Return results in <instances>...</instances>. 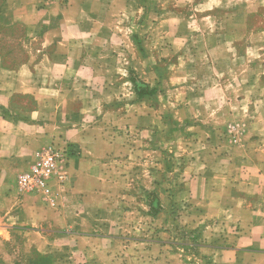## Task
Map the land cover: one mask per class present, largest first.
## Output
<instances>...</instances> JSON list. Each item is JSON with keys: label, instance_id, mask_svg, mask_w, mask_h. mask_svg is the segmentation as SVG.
Listing matches in <instances>:
<instances>
[{"label": "crops", "instance_id": "0c3cea01", "mask_svg": "<svg viewBox=\"0 0 264 264\" xmlns=\"http://www.w3.org/2000/svg\"><path fill=\"white\" fill-rule=\"evenodd\" d=\"M3 1L29 44L0 55V264H95L81 244L121 236L141 185L217 264H264V0ZM49 146L72 154L58 211L16 186Z\"/></svg>", "mask_w": 264, "mask_h": 264}, {"label": "rangeland", "instance_id": "374dc122", "mask_svg": "<svg viewBox=\"0 0 264 264\" xmlns=\"http://www.w3.org/2000/svg\"><path fill=\"white\" fill-rule=\"evenodd\" d=\"M3 6L4 1L0 0V11ZM28 44L23 25H0V55L7 67L13 68L15 63L26 58ZM139 84L143 95L151 94L144 83ZM161 197L164 195L142 185L126 198L119 197V203L115 204L120 209L123 205L125 207L120 216L123 220L121 236L108 245L99 239L87 244L83 242L81 250L90 253L84 261L90 260L95 264H217L203 247L208 242L201 237L197 219L187 216L184 209H163L165 213L160 216L158 205L162 203ZM165 200L164 197L163 202Z\"/></svg>", "mask_w": 264, "mask_h": 264}, {"label": "built area", "instance_id": "2783aa9c", "mask_svg": "<svg viewBox=\"0 0 264 264\" xmlns=\"http://www.w3.org/2000/svg\"><path fill=\"white\" fill-rule=\"evenodd\" d=\"M71 157L67 148L47 147L27 170L17 176V189L42 201L49 209H62L72 197V178L68 171Z\"/></svg>", "mask_w": 264, "mask_h": 264}, {"label": "trees", "instance_id": "16d2710c", "mask_svg": "<svg viewBox=\"0 0 264 264\" xmlns=\"http://www.w3.org/2000/svg\"><path fill=\"white\" fill-rule=\"evenodd\" d=\"M134 84H135V87H136V92H137L139 95H143V94H142V89H141L142 85H140L139 82H135Z\"/></svg>", "mask_w": 264, "mask_h": 264}]
</instances>
